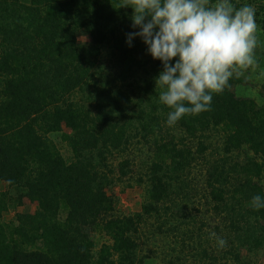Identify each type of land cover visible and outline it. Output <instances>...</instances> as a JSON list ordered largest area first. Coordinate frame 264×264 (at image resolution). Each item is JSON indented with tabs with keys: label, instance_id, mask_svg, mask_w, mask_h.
<instances>
[{
	"label": "trees",
	"instance_id": "1",
	"mask_svg": "<svg viewBox=\"0 0 264 264\" xmlns=\"http://www.w3.org/2000/svg\"><path fill=\"white\" fill-rule=\"evenodd\" d=\"M123 2L0 0V264H264V94L239 96L234 74L168 126ZM231 3L256 9L263 58L264 0ZM118 184L141 189L139 212Z\"/></svg>",
	"mask_w": 264,
	"mask_h": 264
},
{
	"label": "clouds",
	"instance_id": "2",
	"mask_svg": "<svg viewBox=\"0 0 264 264\" xmlns=\"http://www.w3.org/2000/svg\"><path fill=\"white\" fill-rule=\"evenodd\" d=\"M120 8L133 10L132 27L139 29L127 34L126 43L131 46L135 37L141 38L147 53L161 62L154 82L161 90L159 102L170 109L168 126L185 115L209 111L213 95L229 87L234 74L257 66L256 9L251 5L236 8L231 0H124ZM251 205L264 208V198L253 196ZM217 241L220 248L227 244Z\"/></svg>",
	"mask_w": 264,
	"mask_h": 264
},
{
	"label": "rangeland",
	"instance_id": "3",
	"mask_svg": "<svg viewBox=\"0 0 264 264\" xmlns=\"http://www.w3.org/2000/svg\"><path fill=\"white\" fill-rule=\"evenodd\" d=\"M83 41L85 42L84 39ZM256 60L257 66L244 70L241 74H239V76H242L249 85L247 88L240 89L238 91V95L241 97H250L261 100V95L264 94V57ZM52 138H54L58 144L63 155L66 158H69L70 151L66 143L62 142L59 136H52ZM6 190L7 187L5 183L0 182V192H4ZM115 194L120 199V209L123 213L133 214L141 210L143 194L139 187L136 186L134 188L125 189L124 184H118L115 187ZM27 209L34 210V207L27 199H25L22 206L18 207L17 209L11 208L7 213H5L4 218L6 221H11L14 218L15 213L18 211L22 212Z\"/></svg>",
	"mask_w": 264,
	"mask_h": 264
}]
</instances>
